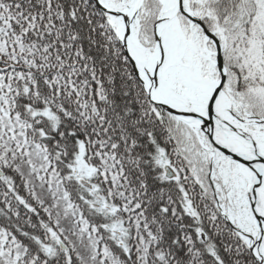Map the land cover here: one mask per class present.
<instances>
[{"label":"snow or ice","instance_id":"1","mask_svg":"<svg viewBox=\"0 0 264 264\" xmlns=\"http://www.w3.org/2000/svg\"><path fill=\"white\" fill-rule=\"evenodd\" d=\"M0 264H264V0H0Z\"/></svg>","mask_w":264,"mask_h":264}]
</instances>
